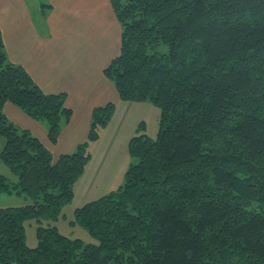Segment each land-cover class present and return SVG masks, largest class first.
Wrapping results in <instances>:
<instances>
[{
    "label": "trees",
    "instance_id": "trees-1",
    "mask_svg": "<svg viewBox=\"0 0 264 264\" xmlns=\"http://www.w3.org/2000/svg\"><path fill=\"white\" fill-rule=\"evenodd\" d=\"M111 4L122 43L104 74L122 101L162 108L158 137H133L125 183L76 210L99 243L62 235L54 223L90 156L82 144L54 160L6 116L11 103L55 145L74 111L8 59L0 31V158L17 176L0 174V195L32 201L0 208V264H264V0ZM113 113V103L93 110L90 140Z\"/></svg>",
    "mask_w": 264,
    "mask_h": 264
},
{
    "label": "crops",
    "instance_id": "crops-1",
    "mask_svg": "<svg viewBox=\"0 0 264 264\" xmlns=\"http://www.w3.org/2000/svg\"><path fill=\"white\" fill-rule=\"evenodd\" d=\"M0 31L12 63L24 67L45 92L66 93L74 114L65 125L84 121L85 139L93 110L121 100L104 74L122 43V27L111 0H0ZM12 105L4 106L8 118L7 109L20 113ZM22 118L31 133L41 124L26 114ZM41 127L44 137H36L52 151L57 144L50 143L46 127Z\"/></svg>",
    "mask_w": 264,
    "mask_h": 264
},
{
    "label": "rangeland",
    "instance_id": "rangeland-1",
    "mask_svg": "<svg viewBox=\"0 0 264 264\" xmlns=\"http://www.w3.org/2000/svg\"><path fill=\"white\" fill-rule=\"evenodd\" d=\"M162 50L168 52L169 48L163 47ZM113 104L114 113L107 124L99 127L96 139L90 140V131L88 137L84 138L82 127L84 121L78 119L69 128L63 124L57 147H52L54 160L61 155L62 150H70L73 153L78 151L82 144L85 145L86 154L90 156L83 174L74 185L73 200L64 206L58 220L54 223L62 235L71 239H80L86 245L98 244L99 240L94 238L84 226L76 223V210L87 203L116 192L125 183L127 172L133 162L131 155L133 137L145 134L154 140L159 133L162 108L157 104L151 101H122L120 99L114 101ZM15 108L20 113L7 109L11 118L9 119L13 120L15 125L25 129L24 127L28 124H25L22 118L24 113L17 107ZM41 126L45 125L41 123L40 126L35 125L36 128L31 129L33 135L44 137ZM0 145H4L2 138H0ZM0 174L11 182L17 181V176L11 172L1 158ZM31 202L25 194L3 193L0 195V208L22 207ZM47 223L44 222V225ZM25 231L27 245L30 248H36L39 245L38 222L35 219L27 220Z\"/></svg>",
    "mask_w": 264,
    "mask_h": 264
}]
</instances>
